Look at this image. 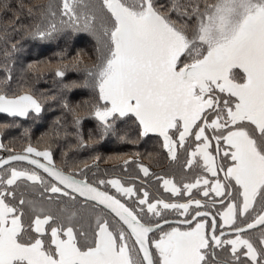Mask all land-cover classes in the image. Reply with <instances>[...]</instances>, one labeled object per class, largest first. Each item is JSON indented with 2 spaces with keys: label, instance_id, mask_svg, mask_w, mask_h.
<instances>
[{
  "label": "snow or ice",
  "instance_id": "obj_1",
  "mask_svg": "<svg viewBox=\"0 0 264 264\" xmlns=\"http://www.w3.org/2000/svg\"><path fill=\"white\" fill-rule=\"evenodd\" d=\"M0 13V38L23 31L26 18L41 21L42 40L91 34L101 135L122 117L158 133L180 180L139 170L187 194L183 203L150 199L131 176L127 186L124 177L93 184L57 169L50 151L11 150L0 158V264H264V0H0ZM30 111H42L34 95L0 91V113ZM24 161L34 167L12 164Z\"/></svg>",
  "mask_w": 264,
  "mask_h": 264
},
{
  "label": "trees",
  "instance_id": "obj_2",
  "mask_svg": "<svg viewBox=\"0 0 264 264\" xmlns=\"http://www.w3.org/2000/svg\"><path fill=\"white\" fill-rule=\"evenodd\" d=\"M33 2L47 4L48 0H33ZM158 2L167 4L169 0H158ZM5 22L6 18L0 13V24ZM39 23H41L39 19L26 18L23 31H10L6 39L0 38V91L9 96L18 95L23 90L33 94L43 107V111L38 114L41 116V121L44 117L53 118L54 123L57 122L55 129L59 128L61 120L63 125H66L61 127H70L68 124L71 120L74 117L77 120L79 116L77 127L82 129L101 127L102 130L93 109V105L98 102V90L90 86L88 76V71L96 57V46L93 47L91 44L96 42L89 33L71 32L69 35L70 30L67 29L54 34L50 39H39L34 34V26ZM78 58L79 63L76 62ZM57 70H64L65 76L63 78L57 76ZM65 85L72 86L65 87ZM33 114L37 115L31 113L28 119ZM11 120L14 119L0 115L2 123ZM17 120L23 122L21 119ZM117 120H115V129ZM131 120L133 121L132 118ZM121 122L123 123L122 120ZM133 124L138 127L136 121ZM34 125L37 126L33 127L34 130L30 135L35 138L43 136L44 133L41 132L43 123L38 121ZM26 137L28 136L23 134L20 142L27 141ZM27 144L28 142L21 143L20 147Z\"/></svg>",
  "mask_w": 264,
  "mask_h": 264
},
{
  "label": "flooded vegetation",
  "instance_id": "obj_3",
  "mask_svg": "<svg viewBox=\"0 0 264 264\" xmlns=\"http://www.w3.org/2000/svg\"><path fill=\"white\" fill-rule=\"evenodd\" d=\"M128 121L131 119L126 117ZM134 121L135 118H132ZM137 123V121H136ZM138 126V123H137ZM135 131L131 136L137 137V142L125 143V145H117L115 143V131L104 133L108 135V142L103 141L102 143L94 142V140H87L88 137L92 136L97 138L99 141H102L103 135H100V129L95 131L81 130L78 132L75 129L65 130L61 137L55 138L52 136V143L49 141V144L46 147H40L37 144H31L33 147L37 148L40 151H50L52 153V162L56 167L66 173L72 172L75 173L77 178L87 179L90 183L95 182L97 179H115L124 177L122 183H129L127 177L131 176V183H134L136 189H138L137 194H142L143 190L149 191L150 199L153 196H157L161 199H164L166 202H175L183 203L186 202L187 194H184L183 198L176 196L175 194L168 193L163 191L162 185L157 184L155 177H144L143 173L139 170V165L149 167L150 172L155 173L159 176L165 178H172L176 181L180 180L181 169L175 161H171L167 155V149L163 147V137L160 135H143L139 126L134 128ZM50 133V132H49ZM83 133H86L87 136L84 137ZM0 140L5 145V148L0 149V158H4L10 154L11 150H14L15 153H22L23 147L15 148L13 146L6 145V141L3 137L0 136ZM51 140V139H50ZM59 140L61 142H59ZM192 149L189 148V151ZM35 157L34 154H32ZM40 159L42 162L43 158L35 157ZM128 160V165H124V161ZM218 162L220 157H217ZM183 162V157H181V163ZM17 168H33L30 163L26 162H13L12 163ZM39 173L42 176L47 177V174L43 170H39ZM198 175H207L209 179L211 175L205 173L203 166L200 169L196 170ZM183 175L186 177L183 180V183L192 182V171L187 168L183 169ZM223 175V173H221ZM179 187V183H177ZM104 191H108L111 195H116L118 199H121V196L117 194L114 188L110 186H100ZM196 193V190H193V194ZM199 198V197H197ZM134 199V197H133ZM128 206H131L132 200L129 199L125 201ZM217 208H212L211 211L213 214H216ZM207 210V209H204ZM170 220H175L178 217L175 214H169L168 217ZM195 224V221L193 222ZM218 231L220 229V220L217 221ZM226 232L230 231L229 229H224ZM231 238V237H229ZM218 252H222L221 249H217Z\"/></svg>",
  "mask_w": 264,
  "mask_h": 264
},
{
  "label": "rangeland",
  "instance_id": "obj_4",
  "mask_svg": "<svg viewBox=\"0 0 264 264\" xmlns=\"http://www.w3.org/2000/svg\"><path fill=\"white\" fill-rule=\"evenodd\" d=\"M90 37H92L91 34H90ZM92 38L94 39V37H92ZM93 41L95 42V39ZM91 45H93V47H95V46L97 47L96 43L91 44ZM82 54H84V53H82ZM85 56H86V54H85ZM23 91L26 92L25 90H23ZM23 91H21L18 94L23 93ZM30 114H29V116H30ZM35 114H37V115L33 114L32 115L33 117L31 116L30 119H28L29 116L27 119H24V120L21 119L24 123L21 121H18L15 118H12L14 120L8 121L7 123H2V121H0V136L4 138V140L6 141V143H5L6 145L18 148V147H20L21 143L24 144L25 142H28V144H33V142L35 141V144H37L38 146L46 147L49 144V141H51V143L53 142L52 138H51L52 136H55L58 134L61 137L63 135L64 131L69 130V129H75V130H77V132H78V130L79 131L82 130V128L77 127L79 124L77 123V120L75 119V117L68 124V126H70V127H68V128L67 127L66 128L61 127V126H66L65 124L63 125V122H62L63 120H61L60 123L58 121V123L60 124L58 126L59 128L55 129L54 126L57 125V122L54 123L53 118L47 119V117H44V119H42V121H41V116L38 115L39 113H35ZM122 118L123 119L120 118L117 120V126L120 127V129L116 126L117 130L114 133L115 137H116L115 143L117 145H121V146L125 145V143H129L130 141L133 143H136L138 140L137 137L131 136L133 131H135L134 128H136L135 127L136 125L133 124L134 120L132 121L130 119L128 121V119H126V117H122ZM97 120L101 125V122L99 121L98 118H97ZM121 120L123 121V123L121 122ZM38 121L42 122L44 125L41 127V132H43L45 134V136L43 134V136L35 138V137H32L30 134L34 130L33 127L37 126L34 124ZM83 126H84V124H83ZM96 129H100V135H101V132H102L101 127L100 128H92L91 127V128H86L83 130L95 131ZM78 133L81 134V132H78ZM23 134L28 136V137H26V139L28 138V140L25 142H20V139L23 138ZM83 136L86 137L87 134L83 133ZM87 140H94V142H99V143H102L103 141L108 142V135L103 134L102 141H99L97 138H94L92 136L88 137ZM59 142H61V141L59 140Z\"/></svg>",
  "mask_w": 264,
  "mask_h": 264
},
{
  "label": "water",
  "instance_id": "obj_5",
  "mask_svg": "<svg viewBox=\"0 0 264 264\" xmlns=\"http://www.w3.org/2000/svg\"><path fill=\"white\" fill-rule=\"evenodd\" d=\"M24 93V92H23ZM23 93H21V94H23ZM29 93V92H28ZM31 94V93H30ZM33 95V94H32ZM41 108H42V111H43V107H42V105H41ZM41 111V112H42ZM40 112V113H41ZM30 113H36V112H34V111H30L29 112V114ZM29 114L27 115V116H11V115H9V114H7V113H0V115H5V116H7V117H9V118H17V119H22V120H24V119H27L28 118V116H29ZM138 123V122H137ZM149 135H159L158 133H149ZM17 154H19V153H17ZM4 158H7V156L6 157H4ZM30 158H34V159H37V158H35V157H33L32 155H31V157ZM24 162H26V163H29L28 161H24ZM13 163V162H12ZM58 169V168H57ZM60 170V169H59ZM62 171V170H61ZM79 179V178H78ZM95 186V185H94ZM101 190H103V189H101ZM110 194V193H109ZM122 202V201H121ZM123 203V202H122Z\"/></svg>",
  "mask_w": 264,
  "mask_h": 264
}]
</instances>
